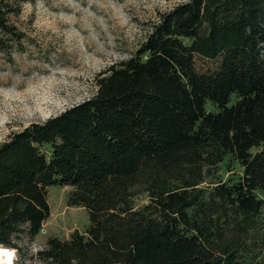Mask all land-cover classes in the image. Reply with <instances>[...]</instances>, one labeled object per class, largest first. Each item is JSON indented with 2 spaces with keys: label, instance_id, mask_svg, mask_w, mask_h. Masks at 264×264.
Instances as JSON below:
<instances>
[{
  "label": "trees",
  "instance_id": "1",
  "mask_svg": "<svg viewBox=\"0 0 264 264\" xmlns=\"http://www.w3.org/2000/svg\"><path fill=\"white\" fill-rule=\"evenodd\" d=\"M24 1L0 0V51ZM94 84L0 143V246L40 232L59 185L88 225L44 264H264V0L181 2Z\"/></svg>",
  "mask_w": 264,
  "mask_h": 264
},
{
  "label": "rangeland",
  "instance_id": "2",
  "mask_svg": "<svg viewBox=\"0 0 264 264\" xmlns=\"http://www.w3.org/2000/svg\"><path fill=\"white\" fill-rule=\"evenodd\" d=\"M187 0H26L10 18L22 34L0 51V143L32 122H42L91 97L94 78L109 65L130 57L159 14ZM202 71L218 59L196 56ZM235 96L232 95V101ZM206 110H216L207 102ZM67 186L46 188L49 216L32 239L9 249L7 264H44L37 252L47 238L68 240L84 232V208L69 206ZM147 202L135 197V206Z\"/></svg>",
  "mask_w": 264,
  "mask_h": 264
},
{
  "label": "bare ground",
  "instance_id": "3",
  "mask_svg": "<svg viewBox=\"0 0 264 264\" xmlns=\"http://www.w3.org/2000/svg\"><path fill=\"white\" fill-rule=\"evenodd\" d=\"M9 258V249L0 246V264H7Z\"/></svg>",
  "mask_w": 264,
  "mask_h": 264
}]
</instances>
